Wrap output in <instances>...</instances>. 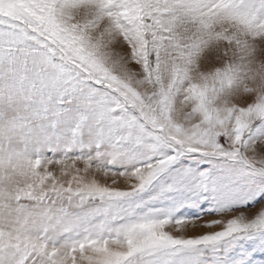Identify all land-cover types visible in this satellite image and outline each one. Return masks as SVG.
I'll use <instances>...</instances> for the list:
<instances>
[{
    "label": "snow or ice",
    "instance_id": "6c2138e0",
    "mask_svg": "<svg viewBox=\"0 0 264 264\" xmlns=\"http://www.w3.org/2000/svg\"><path fill=\"white\" fill-rule=\"evenodd\" d=\"M0 264H264V0H0Z\"/></svg>",
    "mask_w": 264,
    "mask_h": 264
}]
</instances>
